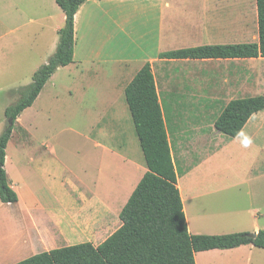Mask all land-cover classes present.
<instances>
[{"label": "crops", "instance_id": "crops-1", "mask_svg": "<svg viewBox=\"0 0 264 264\" xmlns=\"http://www.w3.org/2000/svg\"><path fill=\"white\" fill-rule=\"evenodd\" d=\"M29 2L33 14L21 25L12 24L9 33H51L46 62L32 67L34 75L55 52L65 14L56 0ZM225 5L229 11L223 14ZM249 5L258 18L257 0H87L79 8L74 62L59 67L24 111L47 113L54 101L55 108L61 102L62 113L85 117L90 182L76 185L63 177L61 164L44 154L48 141L15 145L16 157L8 143L5 169L19 199L0 200L7 226H0V264L83 242L98 246L121 226L119 214L148 170L125 96L146 63L152 67L190 233L264 230V109L235 137L215 127L230 101L264 95V58L161 57L179 49L247 42L237 40L235 23L223 29V19H237ZM258 41L259 31L251 42ZM225 150L228 173H221ZM115 220L118 227L111 231ZM195 259L196 264H264V248L210 249L196 252Z\"/></svg>", "mask_w": 264, "mask_h": 264}, {"label": "trees", "instance_id": "trees-1", "mask_svg": "<svg viewBox=\"0 0 264 264\" xmlns=\"http://www.w3.org/2000/svg\"><path fill=\"white\" fill-rule=\"evenodd\" d=\"M87 0H56L65 23L55 52L34 73L31 84L13 90L18 99L5 110L13 125L31 107L59 67L74 62L75 15ZM258 42L210 44L162 53L172 59L264 58V0H257ZM126 100L148 170L119 214L121 226L98 246L91 242L68 245L32 255L15 264H196L195 254L252 244L264 248V230L258 233L191 234L177 185L162 106L150 63H146L125 89ZM264 109V95L230 101L216 118L223 134L237 136L248 119ZM0 134V200L19 197L10 185L6 149L14 126Z\"/></svg>", "mask_w": 264, "mask_h": 264}, {"label": "rangeland", "instance_id": "rangeland-1", "mask_svg": "<svg viewBox=\"0 0 264 264\" xmlns=\"http://www.w3.org/2000/svg\"><path fill=\"white\" fill-rule=\"evenodd\" d=\"M29 1L17 0L14 6L0 2V134L7 125H10L9 119L5 116L6 108L18 99V95H14L13 90L31 84L34 72L32 67L46 62V54L51 43V33L43 32L38 36L28 34L25 30L9 33L12 24L16 25L19 22L18 24L21 25L26 14H33V10L28 8ZM224 7L223 14H226L229 11L228 5ZM15 17L20 18L15 19ZM230 21L232 25L236 24L238 41L258 40V18L253 6L249 5L242 15L238 14L237 19H223V29H226ZM33 29L37 30L38 27L35 25ZM60 104L61 102H58V108H55L52 101L48 112L42 114H38L34 109L24 111L20 121L30 132L25 131L20 122L12 124L14 130L9 142V145L11 144L9 153L16 157L15 145L21 149L19 145L23 142L38 145L39 141L40 143L48 141V150H45L44 154L56 158L61 164L63 177L70 178L76 185L83 186L90 182L87 178L86 163L92 150L90 138L83 125L85 117L78 113H62ZM217 108L214 107V116L218 113ZM228 160V150H225L220 162L221 173H228L223 171L224 162ZM41 195L44 199L49 197L46 192ZM78 200L79 207H83L84 198L79 196ZM5 212L6 209L0 207V226L6 222L3 216ZM116 221L118 222L115 220L111 223V231L118 227ZM4 229H7L6 224Z\"/></svg>", "mask_w": 264, "mask_h": 264}, {"label": "water", "instance_id": "water-1", "mask_svg": "<svg viewBox=\"0 0 264 264\" xmlns=\"http://www.w3.org/2000/svg\"><path fill=\"white\" fill-rule=\"evenodd\" d=\"M9 124H10V126L13 124V121L12 120H9Z\"/></svg>", "mask_w": 264, "mask_h": 264}, {"label": "bare ground", "instance_id": "bare-ground-1", "mask_svg": "<svg viewBox=\"0 0 264 264\" xmlns=\"http://www.w3.org/2000/svg\"><path fill=\"white\" fill-rule=\"evenodd\" d=\"M22 237V236H21ZM21 241V240H20Z\"/></svg>", "mask_w": 264, "mask_h": 264}]
</instances>
